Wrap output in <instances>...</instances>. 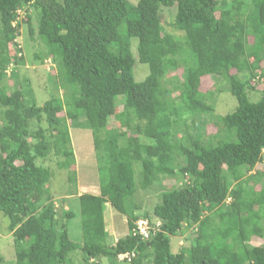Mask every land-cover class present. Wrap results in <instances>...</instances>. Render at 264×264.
Returning a JSON list of instances; mask_svg holds the SVG:
<instances>
[{"label": "trees", "instance_id": "16d2710c", "mask_svg": "<svg viewBox=\"0 0 264 264\" xmlns=\"http://www.w3.org/2000/svg\"><path fill=\"white\" fill-rule=\"evenodd\" d=\"M27 5L36 15L35 29L26 17L30 35L45 47L39 57L56 66V84L41 103L28 79L12 91L5 81L12 58L22 59L9 56L8 46ZM173 5L181 47L160 22V6ZM132 39L138 62L148 66L142 81L133 75ZM262 57L264 0H0V214L15 264H87L99 256L112 264H264V181L256 168L264 88L255 101L246 89L255 90L249 81ZM179 68L173 96L165 78ZM9 73L15 79L16 69ZM205 76L225 82L234 110L213 112L211 93L200 91ZM208 123L216 131L207 133ZM81 124L93 138L99 193L77 196L82 237L75 242L68 234L74 213H58L46 189L52 172L37 160L73 166L69 128ZM163 178L176 182L158 192L150 212L137 213V191ZM106 203L126 218V232L112 244ZM192 225L190 245L173 252L171 237ZM253 237L262 243L250 244ZM124 253L130 260L119 258Z\"/></svg>", "mask_w": 264, "mask_h": 264}, {"label": "rangeland", "instance_id": "374dc122", "mask_svg": "<svg viewBox=\"0 0 264 264\" xmlns=\"http://www.w3.org/2000/svg\"><path fill=\"white\" fill-rule=\"evenodd\" d=\"M135 4L136 0H129ZM231 1V0H226ZM248 2L249 0H244ZM176 8L175 5L170 7L160 6L159 16L160 22L164 29V32L171 33L179 41V47L183 46V34L181 31L173 29L172 21L175 16ZM30 15V21L32 27H36V15L35 10L31 5L24 7V10L19 14L20 25L18 28V34L13 43L8 46L9 56H19L21 53L22 59L15 63L12 58L11 63L6 68L5 81L8 86V90L12 91L14 88H18L23 79H28L33 89L36 87L38 91L37 102L41 103L46 97L47 89L53 87L56 84V79L51 78L56 73V66L50 57H43L40 59L39 56H43L45 53V47L42 42L36 37L30 35L29 27L27 26L26 17ZM24 17V18H23ZM19 21V20H18ZM252 37H248V43L253 47L256 46L252 43ZM136 39L131 40V51L135 57V65L133 68V75L136 81H142L148 74V66L138 62L136 53ZM253 59L249 58L250 63ZM11 69H16L15 79L11 78L8 74ZM264 69V58L262 57L259 66L254 70V76L249 81V84L255 86V90H252L250 86H247V93L251 101H255L260 97V90L264 88V77L262 76V70ZM182 69L170 71L165 78V86L169 87L173 91V96H176L178 92L172 88L174 85V78L179 77ZM234 69L231 73H235ZM247 74V73H245ZM241 74H239L240 76ZM51 76V77H50ZM242 77V76H240ZM4 80V78H3ZM203 94L207 92L211 93L208 98V102L213 106V112L216 114H226L234 110L236 106V100L227 91L225 82L220 78H214L212 76H205L201 81V90ZM208 96V95H207ZM122 106L116 108L121 109ZM61 114H63L61 112ZM204 130L207 133L216 131V127L212 123H208L204 126ZM69 132L71 135V143L75 154V164L68 168V170H60L55 165V159L47 158L43 160H37L38 164H42L48 167L52 172V177L47 183L46 189L49 191L50 199L54 203L59 214L63 213L66 209L73 211L74 216L69 220L68 223V234L71 240L75 242L81 241V224L80 214L77 196L81 193H93L98 194V164L96 158V152L93 147V138L91 131L83 128L82 124L79 127L70 125ZM145 140V139H142ZM139 167H136L138 172ZM256 168H260L263 172L262 180L264 181V153L263 160L257 164ZM75 172V180L73 182L68 180V175L71 172ZM176 180L172 178H163L162 185L155 182L151 188L146 190H139L135 196V202L140 204V209L137 213L141 214L144 211L151 210L154 202L157 201L158 192L165 186L170 187L175 183ZM176 184L175 186H177ZM251 185V184H249ZM261 184L255 185V190H258ZM105 225L107 229V242L112 244L114 238H118L126 232L125 216L116 214L109 203L105 204ZM115 214L118 218L115 217ZM264 222V220H263ZM7 218H4L0 214V264H15L14 249H13V236L8 230ZM124 223V224H123ZM189 226L184 229V232L178 233L175 237H171V249L173 252H177L180 248H186L190 245V240L193 239L195 228ZM262 240L253 237L250 240L252 245H260ZM79 258V257H76ZM87 264H112L109 259L105 256H99L94 260L89 261ZM113 264H124L116 262Z\"/></svg>", "mask_w": 264, "mask_h": 264}, {"label": "built area", "instance_id": "2783aa9c", "mask_svg": "<svg viewBox=\"0 0 264 264\" xmlns=\"http://www.w3.org/2000/svg\"><path fill=\"white\" fill-rule=\"evenodd\" d=\"M137 226H138V229H139V233L143 234L144 236H147V229H146V221L145 220H138L137 221ZM119 258L120 259H127L130 260V256L126 253L124 254H120L119 255Z\"/></svg>", "mask_w": 264, "mask_h": 264}, {"label": "crops", "instance_id": "0c3cea01", "mask_svg": "<svg viewBox=\"0 0 264 264\" xmlns=\"http://www.w3.org/2000/svg\"><path fill=\"white\" fill-rule=\"evenodd\" d=\"M116 240V238H114V241Z\"/></svg>", "mask_w": 264, "mask_h": 264}]
</instances>
